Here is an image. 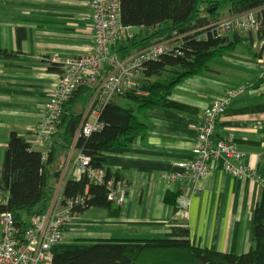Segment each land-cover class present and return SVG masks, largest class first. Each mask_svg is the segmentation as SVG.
<instances>
[{
    "label": "crops",
    "instance_id": "0c3cea01",
    "mask_svg": "<svg viewBox=\"0 0 264 264\" xmlns=\"http://www.w3.org/2000/svg\"><path fill=\"white\" fill-rule=\"evenodd\" d=\"M218 14L217 20L233 17L227 7ZM238 33L226 35L233 48L213 56L208 71L184 78L159 106L145 111L147 129L142 138L104 156V168L122 175L126 201L113 205L117 211L112 216L97 209L77 216L52 255L97 240H162L172 227L188 230L189 243L202 250L236 256L250 250L254 209L264 191V80L257 77L261 41L256 34ZM91 45L85 0H0V51L12 55H0V170L9 134L15 132L31 143L32 131L54 90L58 68L47 63L48 57L53 53L65 58L83 56ZM241 84L250 87L219 120L215 139L231 137L239 157L232 164L243 165L258 179L234 178L217 162L197 184L164 183L163 177L175 172L178 162L191 159L203 110L228 88ZM83 102L74 104L72 111L86 112L90 99L84 107ZM114 102L123 108L136 107L123 98ZM33 148L44 152L42 147ZM77 154L72 146L43 213L51 209L58 187L76 179L73 160ZM167 192L180 194L176 210L165 204ZM6 199L7 193L0 192V204ZM182 199L187 202L185 209L178 206ZM87 215L89 224L83 222Z\"/></svg>",
    "mask_w": 264,
    "mask_h": 264
},
{
    "label": "trees",
    "instance_id": "16d2710c",
    "mask_svg": "<svg viewBox=\"0 0 264 264\" xmlns=\"http://www.w3.org/2000/svg\"><path fill=\"white\" fill-rule=\"evenodd\" d=\"M119 4L121 24L142 31L134 30L132 39L116 42L111 47L113 55L123 60L153 42L170 39L173 33L187 35L180 49L182 55H166L147 64L143 79L148 83V97L124 96L123 99L135 104V108H123L114 101L106 105L98 117L102 128L89 137L77 136L82 114L73 112L72 107L91 96L90 90L79 88L64 105L63 114L50 136V146L43 148L47 153L45 159L42 152L33 150L31 143L15 132L9 134L0 170V192L7 193V199L0 204V214L10 213L15 227L21 232L32 218L43 214L53 185L60 177L61 165L72 146L77 153L89 158L90 169L105 171V180L122 181L119 172L104 168V156L142 138L147 129L143 123L146 110L159 106L171 88L184 78L208 71L213 56L233 48L226 36L222 39L208 36L198 41L194 38L200 33L198 31L216 21L219 11L225 7L234 17L263 7L264 0H119ZM193 32L196 33L189 35ZM256 38L264 42V25ZM0 55L12 56L5 51H0ZM51 71L57 73L55 68ZM167 75L165 81L160 80ZM152 79L156 81L151 83ZM179 195L167 192L163 200L175 208ZM62 197L72 202L81 199V203L71 208L78 216L91 209L106 211L110 216L117 211L107 200L105 185L88 182L85 176L79 180L68 179ZM169 231L162 240L87 242L85 246L53 255L51 264H264V191L255 205L251 248L245 254L236 256L202 250L189 243L188 230L172 227Z\"/></svg>",
    "mask_w": 264,
    "mask_h": 264
},
{
    "label": "built area",
    "instance_id": "2783aa9c",
    "mask_svg": "<svg viewBox=\"0 0 264 264\" xmlns=\"http://www.w3.org/2000/svg\"><path fill=\"white\" fill-rule=\"evenodd\" d=\"M90 12L92 45L83 56L74 58L60 57L53 53L47 63L57 67V82L52 94L47 99L41 120L33 129L31 146L47 148L50 146V136L54 133L57 122L63 114L64 105L81 87L91 91L88 109L82 116V122L77 136L89 137L99 131L102 125L98 117L102 109L115 101L132 94L138 98L148 97V87L143 85V74L146 65L160 60L166 55L181 56L183 38L172 34L170 39L153 42L149 47L139 50L131 56L120 60L111 53V47L118 41L130 40L135 36L133 29L125 27L120 22L119 0H85ZM264 25V6L242 15L216 20L199 30L194 38L204 40L208 36L222 39L228 33L247 32L257 34ZM135 30V31H134ZM196 32L190 33L194 35ZM262 50L257 58V77L264 80V42H260ZM250 87L241 84L228 88L223 96L213 100L202 112L196 127L195 145L189 160L176 164L175 172L163 177V182L169 185L174 182L190 181L197 184L212 170L215 163L221 162L225 173L234 178L250 177L257 180L255 172L243 165H233L231 160L239 158L234 150L231 137L215 139L219 120L226 110ZM43 159L46 158L45 152ZM74 168L79 180L85 176L88 182L105 185L107 200L115 205H123L126 201V189L123 182L105 180L103 169L89 168V158L78 153L74 158ZM63 186L58 187L54 195L51 209L32 218L28 227L21 232L14 225L13 216L0 214V264H51L52 250L61 245L67 232L73 226L78 215L71 212L73 205L81 203L77 198L65 201L62 197ZM178 206L187 207L184 199Z\"/></svg>",
    "mask_w": 264,
    "mask_h": 264
},
{
    "label": "rangeland",
    "instance_id": "374dc122",
    "mask_svg": "<svg viewBox=\"0 0 264 264\" xmlns=\"http://www.w3.org/2000/svg\"><path fill=\"white\" fill-rule=\"evenodd\" d=\"M238 34H243V35H246V36H249L248 35V33L247 32H240L239 31V33ZM169 77V76H168ZM168 77H166V76H164V78H168ZM74 96V95H73ZM90 99V98H89ZM87 101H88V99L87 100H84V102L82 103L83 105H82V107H84L86 104H87ZM78 112H81L80 110L78 111ZM83 113V112H82ZM84 114V113H83ZM83 114H82V116H83ZM63 165V164H62ZM83 222H86L87 224H89V215H87L85 218H84V220H83ZM86 223H84V224H86ZM80 226H88V225H80ZM79 243H82V242H79Z\"/></svg>",
    "mask_w": 264,
    "mask_h": 264
}]
</instances>
